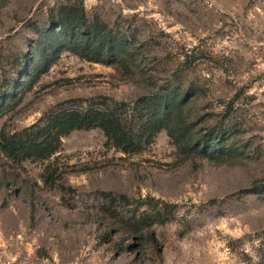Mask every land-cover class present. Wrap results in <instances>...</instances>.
Listing matches in <instances>:
<instances>
[{
	"label": "rangeland",
	"instance_id": "374dc122",
	"mask_svg": "<svg viewBox=\"0 0 264 264\" xmlns=\"http://www.w3.org/2000/svg\"><path fill=\"white\" fill-rule=\"evenodd\" d=\"M65 7L128 64L63 51L41 70ZM171 92L219 156L180 153L165 130L135 153L97 127L47 130L72 111L137 130ZM0 142L23 147L0 150V264H264V0H0Z\"/></svg>",
	"mask_w": 264,
	"mask_h": 264
},
{
	"label": "trees",
	"instance_id": "16d2710c",
	"mask_svg": "<svg viewBox=\"0 0 264 264\" xmlns=\"http://www.w3.org/2000/svg\"><path fill=\"white\" fill-rule=\"evenodd\" d=\"M106 26L93 21L88 23L84 10L65 7L61 9L58 18H52V27L46 31L45 40L38 43L35 53L42 58L41 70L46 71L58 58L61 52L67 51L88 62L117 64L123 66L128 56L125 44L119 37H112L106 31ZM186 97L182 93H168L155 99L149 109V114L143 126L127 123L126 118L114 111L66 112L56 116L48 127V133L53 135L64 130L99 128L105 136L122 152L135 153L142 146L145 137L159 130H165L180 153L189 154L194 151L202 157L220 155L219 140L208 139L192 141L186 127V120L181 116V107ZM49 144L36 148L44 152ZM23 149L22 146H19ZM10 144L0 142V150L12 154L18 150Z\"/></svg>",
	"mask_w": 264,
	"mask_h": 264
}]
</instances>
